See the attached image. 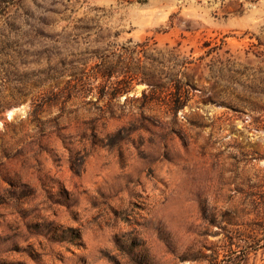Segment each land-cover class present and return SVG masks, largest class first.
<instances>
[{"label": "rangeland", "instance_id": "374dc122", "mask_svg": "<svg viewBox=\"0 0 264 264\" xmlns=\"http://www.w3.org/2000/svg\"><path fill=\"white\" fill-rule=\"evenodd\" d=\"M17 263L264 264V0H0V264Z\"/></svg>", "mask_w": 264, "mask_h": 264}, {"label": "trees", "instance_id": "16d2710c", "mask_svg": "<svg viewBox=\"0 0 264 264\" xmlns=\"http://www.w3.org/2000/svg\"><path fill=\"white\" fill-rule=\"evenodd\" d=\"M191 62H187V64H190ZM103 70L101 71V75L103 78L106 79V85L103 87V94L104 95H108L110 96L111 99H114L116 97H118V95L122 94L123 92H126L127 87L126 86H122V81H117L115 83H110L112 77L115 76L116 74V69L119 68L117 64L112 63L110 61H106L104 60L103 63ZM125 68H127L126 70V74L128 75L129 78H132V76L135 74L133 73V69H131L130 67H128L127 64H124ZM123 66V65H122ZM122 68V67H121ZM132 72V73H131ZM176 93L178 95V97H180L179 101H176L175 105H174V110L177 111L179 109H183L186 106L187 101L189 100V92L181 87H177ZM143 97H147L146 93H143ZM182 98V99H181ZM44 102V103H43ZM42 103L45 104L48 101H43ZM42 103L36 104V103H32L33 106V111L32 114L36 115L39 113V108L40 105ZM47 232L52 234V239H59L58 241H63L66 240L68 238V234H72L71 238H75V239H79V235L78 232L74 231L73 229H66L65 231L62 232L63 235L59 236V229H55L54 226H52L51 224H49L47 226ZM17 264H22V263H17Z\"/></svg>", "mask_w": 264, "mask_h": 264}]
</instances>
